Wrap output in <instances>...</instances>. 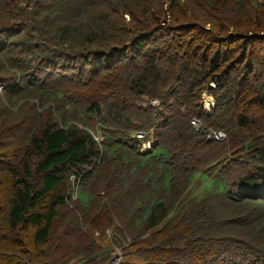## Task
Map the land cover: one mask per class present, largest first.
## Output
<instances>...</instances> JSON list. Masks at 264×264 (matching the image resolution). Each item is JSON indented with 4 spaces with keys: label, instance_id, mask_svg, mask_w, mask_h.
Wrapping results in <instances>:
<instances>
[{
    "label": "trees",
    "instance_id": "1",
    "mask_svg": "<svg viewBox=\"0 0 264 264\" xmlns=\"http://www.w3.org/2000/svg\"><path fill=\"white\" fill-rule=\"evenodd\" d=\"M0 264H264V0H0Z\"/></svg>",
    "mask_w": 264,
    "mask_h": 264
},
{
    "label": "built area",
    "instance_id": "2",
    "mask_svg": "<svg viewBox=\"0 0 264 264\" xmlns=\"http://www.w3.org/2000/svg\"><path fill=\"white\" fill-rule=\"evenodd\" d=\"M153 102L157 103V99H154ZM192 123L195 126H199L201 122H200V120L197 117H193ZM146 135H147V132H145L143 130H139V131L136 132V136L139 137V138H144ZM209 136L216 137L218 139H222V138H224L226 136V133L223 130H214V131H211L209 133ZM150 144H151V141H148V143L145 146H150ZM72 181L73 182L75 181V177L74 176L72 177ZM77 194H78V189H77V186L75 185L74 189H73V192H72V197L76 198ZM118 258L119 257L115 258L114 262H117Z\"/></svg>",
    "mask_w": 264,
    "mask_h": 264
},
{
    "label": "rangeland",
    "instance_id": "3",
    "mask_svg": "<svg viewBox=\"0 0 264 264\" xmlns=\"http://www.w3.org/2000/svg\"><path fill=\"white\" fill-rule=\"evenodd\" d=\"M206 99H207V100H206ZM207 102H208V103H207ZM212 102H213V99L210 98V97H207V95H206V98H205V105H206V107H210L211 104H213Z\"/></svg>",
    "mask_w": 264,
    "mask_h": 264
},
{
    "label": "clouds",
    "instance_id": "4",
    "mask_svg": "<svg viewBox=\"0 0 264 264\" xmlns=\"http://www.w3.org/2000/svg\"><path fill=\"white\" fill-rule=\"evenodd\" d=\"M212 103H214V102H212ZM148 141H150V140H146V141L144 142L143 147H150V146H151V144H150V146H145V145L148 143Z\"/></svg>",
    "mask_w": 264,
    "mask_h": 264
},
{
    "label": "bare ground",
    "instance_id": "5",
    "mask_svg": "<svg viewBox=\"0 0 264 264\" xmlns=\"http://www.w3.org/2000/svg\"><path fill=\"white\" fill-rule=\"evenodd\" d=\"M207 97H210V98H212L213 99V102H214V98H213V96H211V95H207ZM207 100V99H206ZM208 103V102H207Z\"/></svg>",
    "mask_w": 264,
    "mask_h": 264
}]
</instances>
